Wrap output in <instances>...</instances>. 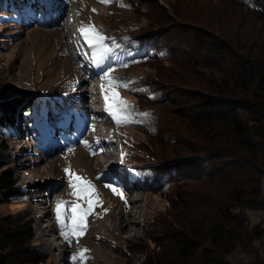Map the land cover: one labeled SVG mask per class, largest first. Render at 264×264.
<instances>
[{
  "label": "trees",
  "instance_id": "trees-1",
  "mask_svg": "<svg viewBox=\"0 0 264 264\" xmlns=\"http://www.w3.org/2000/svg\"><path fill=\"white\" fill-rule=\"evenodd\" d=\"M27 2L0 0V7L18 12L22 23ZM123 6L130 16L105 25L104 44L119 67L149 69L130 75L134 88L121 89L138 109L128 118L136 133L123 154L165 204L148 211L142 233L124 248L131 253L133 243L142 251L141 264H244L226 254L255 252L264 233L246 214L264 209V0ZM39 101L0 88V202L18 192L3 139L42 108ZM46 113L37 121L50 131L55 125ZM52 131L59 140L62 130ZM33 234L18 212L0 214V264H51Z\"/></svg>",
  "mask_w": 264,
  "mask_h": 264
},
{
  "label": "rangeland",
  "instance_id": "rangeland-1",
  "mask_svg": "<svg viewBox=\"0 0 264 264\" xmlns=\"http://www.w3.org/2000/svg\"><path fill=\"white\" fill-rule=\"evenodd\" d=\"M14 1L21 6L19 0ZM160 2L165 4L167 0ZM27 4L28 12L24 7L22 23L18 12L14 14L8 12V7H0V88L23 99L38 98L42 108L37 112L34 110L21 126L16 121L12 137L3 139L11 151L12 170L16 176L14 184L18 192L8 201L0 202V214L18 212L34 233L33 244L45 253L46 262L51 264H141L142 251L132 243L129 246H133V250L129 253L125 244L140 236V221L149 210L164 206V200L149 191L148 182L139 176V165L121 155L127 148V138L136 133L130 129L129 123L117 124L108 115L113 125L101 128L96 121L94 123L95 116L91 113L104 112V93L98 85L104 73L109 72L119 84H127V87L118 86L113 90L128 102L123 113H130L128 118H131L137 113V106L121 89L134 88L130 86V75H143L149 69L119 67L113 54L106 52L96 71L99 76L95 75L90 81L98 92L91 94L92 87L86 86L88 99L85 101L87 95L82 88L76 90L86 79L83 69H87L85 59L91 54L76 24L94 25L102 33L106 26H116L119 19H127L130 14L123 6V0H111L107 4L100 0H29ZM32 10L38 15L32 16ZM25 12L36 25L32 26L30 18H25ZM108 14L112 18H108ZM103 82L109 103H113L110 86ZM93 101L101 108L92 110L90 103ZM41 110L47 111V116L53 119V128L57 126L62 130L59 140L57 134H51L53 128L49 131L44 123L37 121ZM96 119L102 122L98 115ZM32 124L35 126L31 128L33 133L24 137L23 133H28ZM103 133L111 136V142L99 137ZM108 149L113 153L109 154ZM146 160L153 163L152 159ZM66 168L70 169L71 176L65 172ZM77 176L90 182L94 192L87 196L72 195L74 189L70 187V179L75 181ZM75 183V191L79 193L81 182ZM106 185L116 187L123 198ZM262 187L264 189V181ZM95 197L102 203L95 202ZM61 200L65 203L61 206V222L58 223L56 205ZM89 200H93V205L84 217L86 228L83 234L70 235L66 241L61 232L68 229L62 228L61 223L70 227L74 215L78 218L82 209H89ZM246 212L250 222L260 221L264 229V209H246ZM56 227L60 230L58 238L53 235ZM261 240L264 241V233ZM82 250H86L83 259L77 255ZM226 258L230 262L239 261L241 251L234 248Z\"/></svg>",
  "mask_w": 264,
  "mask_h": 264
},
{
  "label": "snow or ice",
  "instance_id": "snow-or-ice-1",
  "mask_svg": "<svg viewBox=\"0 0 264 264\" xmlns=\"http://www.w3.org/2000/svg\"><path fill=\"white\" fill-rule=\"evenodd\" d=\"M101 3H110L111 0H100ZM92 11H96L95 9H93ZM78 31L80 32V34L83 36V38L85 39V41L88 43L89 47L92 49L93 51V57H92V61L94 64H99L102 62V58H103V54L106 52H110L111 48H108L105 44H104V40L105 37L102 33L99 32L98 29L95 28L94 25L91 24H81V27L78 29ZM125 67L127 65H124ZM102 81H106L107 84L110 86V92L111 95L113 97V103H109V95L105 94L103 96L104 101H105V111H107L109 113L110 116H112V118L115 120V122L117 124H124V123H129V119H128V115L129 114H124L123 110L125 108L128 107V102L124 101L121 97H119V94L117 92H115L113 89L115 87L118 86H123V87H127V84H119L118 81L114 80L113 78L110 77L109 72H105L103 77H102ZM105 91V84L102 83L101 85V92L102 94ZM147 115V114H144ZM83 143H85L87 145V141H84ZM122 156L124 155L123 153L121 154ZM66 173H70V169H65ZM75 181H80L81 182V191L79 193H77L75 191V189L77 188V184L75 183ZM75 181L70 179V187L74 189V191L71 193L72 195H85L87 196L89 192H94V189L91 186L90 182L84 181L82 177H75ZM106 187H110L112 189V191L116 194H120L121 198H123V194L119 192V190L112 186V185H106ZM95 202L97 203H102L101 201H99L98 197H95ZM64 201H58L57 205H56V219L57 222L60 223L61 222V206L64 204ZM89 209L88 210H81V214L79 215V217L77 218L75 215L73 216V224L69 227V226H65L61 223L62 228H67V231H62L61 235L64 237V239L67 241L70 239V235L73 234H83V231L86 228V225L84 224V217L89 214L91 206L93 205V200H89ZM104 211H107V209H104ZM86 250H82L80 253H78L77 255L83 259V252ZM76 257L74 256L73 259H75Z\"/></svg>",
  "mask_w": 264,
  "mask_h": 264
},
{
  "label": "bare ground",
  "instance_id": "bare-ground-1",
  "mask_svg": "<svg viewBox=\"0 0 264 264\" xmlns=\"http://www.w3.org/2000/svg\"><path fill=\"white\" fill-rule=\"evenodd\" d=\"M84 42V41H83ZM83 71H84V73H86L85 75H86V79L85 80H83L79 85H78V87L76 88V90H80L81 88H82V90L85 92V95H87V98H86V100L85 101H87V99H88V89L86 88V86H90V87H92L91 86V84H90V81L95 77V75H97L96 73H99V72H95V70L93 71V70H91V69H86V68H84L83 69ZM88 73V74H87ZM100 74V73H99ZM99 74L97 75V76H99ZM88 76H90V77H88ZM94 80V79H93ZM90 92L89 93H91V94H95L96 93V89H95V87H92V89L91 90H89ZM106 94V91L104 92V95ZM97 95V94H96ZM96 100V99H95ZM111 103V102H110ZM96 105V103H95V101H93L92 102V104H91V109L92 110H94V111H96V109L97 108H101V107H97V106H95ZM104 108V107H103ZM92 115H94L95 116V118H93V120H94V123H95V121H96V125L97 124H99L100 126H101V128H107V127H109V125L111 124V126L113 125L112 123H110L111 122V120H110V117H108V115H109V113H105V111L104 112H102V111H99L97 114H95V112H92L91 113ZM97 115L100 117V118H102V122H100V120L99 119H96L97 118ZM93 117V116H92ZM94 127V126H93ZM99 128V130H100V127H98ZM97 131V128H95V130H94V132H96Z\"/></svg>",
  "mask_w": 264,
  "mask_h": 264
},
{
  "label": "built area",
  "instance_id": "built-area-1",
  "mask_svg": "<svg viewBox=\"0 0 264 264\" xmlns=\"http://www.w3.org/2000/svg\"><path fill=\"white\" fill-rule=\"evenodd\" d=\"M263 258L264 259V241L261 240L258 244L257 250L255 252L251 253H245L241 254L240 262L244 264H250L254 262L257 258Z\"/></svg>",
  "mask_w": 264,
  "mask_h": 264
}]
</instances>
